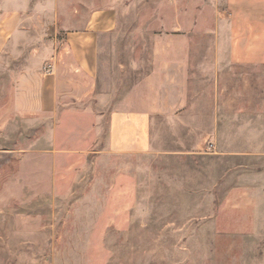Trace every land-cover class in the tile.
Here are the masks:
<instances>
[{"label":"rangeland","instance_id":"rangeland-1","mask_svg":"<svg viewBox=\"0 0 264 264\" xmlns=\"http://www.w3.org/2000/svg\"><path fill=\"white\" fill-rule=\"evenodd\" d=\"M119 1L90 80L54 61L52 0H0L22 28L0 49V264H264V66L217 62L214 0ZM33 51L56 111L15 103ZM148 105L145 150H112V114Z\"/></svg>","mask_w":264,"mask_h":264},{"label":"crops","instance_id":"crops-1","mask_svg":"<svg viewBox=\"0 0 264 264\" xmlns=\"http://www.w3.org/2000/svg\"><path fill=\"white\" fill-rule=\"evenodd\" d=\"M214 1L217 9L214 26L217 62L264 66V0ZM52 2V28L55 33H63V40L55 39L56 65L58 55L69 58L80 78H96L100 63V41L102 37L116 30L122 8L119 3L121 1L115 0L108 4H104V0ZM133 6H137L136 0L129 3L127 8ZM11 22L9 19L0 27V49L12 42L7 40L12 33L16 35L22 30L17 20L13 21L15 27H12ZM180 44L185 46L186 43ZM34 52L36 51H33L28 62L35 66H21L17 70L12 85L17 96L15 103L18 110L30 109V112L35 113L56 111L61 102L60 97L66 94L67 85L56 70H43V61L51 57V53H45L40 61H36ZM181 56L182 58L175 57L174 60L177 66L182 64V70H186L183 63L189 55L183 52ZM3 58L10 60V57H1L0 60ZM24 101L28 107L19 109L23 108L19 105ZM126 105L129 106L128 103ZM128 106L125 110L115 111L110 118V146L117 152L145 150L149 144L150 111L153 107L148 105L143 111L135 112Z\"/></svg>","mask_w":264,"mask_h":264}]
</instances>
